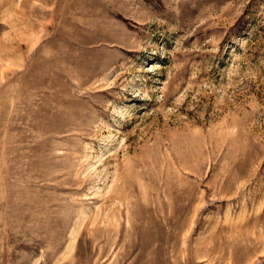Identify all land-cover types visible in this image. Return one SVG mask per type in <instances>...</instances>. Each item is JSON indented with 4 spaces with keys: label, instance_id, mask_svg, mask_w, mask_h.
Instances as JSON below:
<instances>
[{
    "label": "rangeland",
    "instance_id": "obj_1",
    "mask_svg": "<svg viewBox=\"0 0 264 264\" xmlns=\"http://www.w3.org/2000/svg\"><path fill=\"white\" fill-rule=\"evenodd\" d=\"M0 264H264V0H0Z\"/></svg>",
    "mask_w": 264,
    "mask_h": 264
}]
</instances>
